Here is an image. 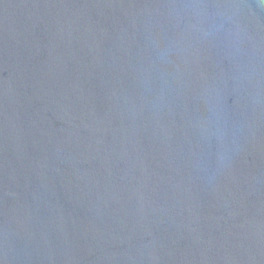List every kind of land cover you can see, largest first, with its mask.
Segmentation results:
<instances>
[{"label":"water","instance_id":"obj_1","mask_svg":"<svg viewBox=\"0 0 264 264\" xmlns=\"http://www.w3.org/2000/svg\"><path fill=\"white\" fill-rule=\"evenodd\" d=\"M0 264H264V0H0Z\"/></svg>","mask_w":264,"mask_h":264}]
</instances>
